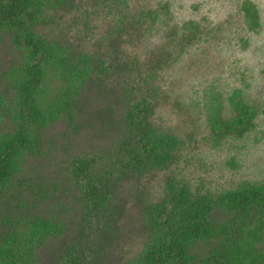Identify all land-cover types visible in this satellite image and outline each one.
I'll use <instances>...</instances> for the list:
<instances>
[{
	"label": "trees",
	"instance_id": "16d2710c",
	"mask_svg": "<svg viewBox=\"0 0 264 264\" xmlns=\"http://www.w3.org/2000/svg\"><path fill=\"white\" fill-rule=\"evenodd\" d=\"M172 7L0 0V264H264V179L193 183L177 168L185 140L157 118L169 47L215 31ZM238 10L243 49L261 13L254 0ZM245 92L204 87L212 147L255 131Z\"/></svg>",
	"mask_w": 264,
	"mask_h": 264
},
{
	"label": "rangeland",
	"instance_id": "374dc122",
	"mask_svg": "<svg viewBox=\"0 0 264 264\" xmlns=\"http://www.w3.org/2000/svg\"><path fill=\"white\" fill-rule=\"evenodd\" d=\"M254 1L260 7L262 31L253 34L250 44L242 49L238 36H249L242 30L238 10L241 0H173L176 21L193 18L216 31L204 35L198 46L179 50L172 44L169 51L176 60L162 71L160 80L165 96H161L157 118L185 140L177 168L193 183L202 182L215 188L245 178L264 179V0ZM99 26L103 29L104 23ZM153 48L154 30L139 50ZM210 83L224 92L234 87L246 91L249 99L256 102L259 113L255 131L219 147L204 140L205 112L201 102L203 89ZM144 184L154 196V177ZM127 217L125 232L138 236L135 210L130 208Z\"/></svg>",
	"mask_w": 264,
	"mask_h": 264
}]
</instances>
